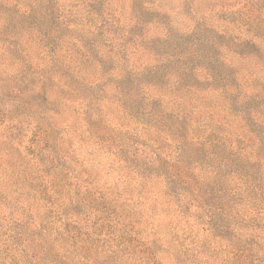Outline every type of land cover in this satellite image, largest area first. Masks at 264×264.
Masks as SVG:
<instances>
[{
	"label": "rangeland",
	"instance_id": "obj_1",
	"mask_svg": "<svg viewBox=\"0 0 264 264\" xmlns=\"http://www.w3.org/2000/svg\"><path fill=\"white\" fill-rule=\"evenodd\" d=\"M0 264H264V0H0Z\"/></svg>",
	"mask_w": 264,
	"mask_h": 264
},
{
	"label": "trees",
	"instance_id": "obj_2",
	"mask_svg": "<svg viewBox=\"0 0 264 264\" xmlns=\"http://www.w3.org/2000/svg\"><path fill=\"white\" fill-rule=\"evenodd\" d=\"M253 8V6L251 5V3H249L248 2V4L246 5V6H244L243 8H241V10L240 11H238V13H239V16H240V21H236V22H234V24L235 25H237L240 29L242 28L243 29V27L244 26H248L249 25V23L254 19V17H253V14H252V10L250 9V6ZM29 9H27V10H24L23 12H21L20 14H19V18H21V17H26V15H28V13H29V11H31L33 8H31V7H28ZM42 15L44 16V18L45 17H47L48 15H49V13H42ZM207 20H208V18H206L205 19V22H207ZM210 25V24H209ZM210 27L211 28H214L213 26H211L210 25ZM169 28H171V27H166L165 29L167 30V31H169ZM215 29V28H214ZM31 31L32 32H37L36 31V27H35V25H33V27L30 29V33H29V31H28V33L26 32L25 33V35L23 36V38H27V39H29V38H31V39H35V40H38V42H39V44H41V47H43L44 49L45 48H49V46H50V44H51V41H50V39H51V36L52 35H50L47 31H45V32H39V33H37V34H32L31 35ZM215 32H217L216 34H212L211 35V37H208V39H207V41L209 42V43H211L214 47H219V48H221L222 49V51H232V52H235V53H237V54H242V52H239V51H236V49H238V47L242 44V45H244V46H249V44L251 45V46H255L256 44L254 43V41H253V39H249V41H246V40H244L242 37L241 38H235L234 39V41H233V44L232 45H234L235 47H233V49H232V47L231 46H229V45H227V44H223V43H221L220 41H219V37H221V36H223V37H225L224 35H227L228 36V33L227 32H229L228 30L227 31H221V32H218V31H215ZM58 45H57V42H54L53 44H52V46H51V50L53 51V57L51 58V60H56V59H59V51L57 50V47ZM56 49V50H55ZM253 55H255L254 53L252 54V56ZM256 56H257V54H256ZM245 58L247 57V56H244ZM259 60H260V57L259 56H257V60L255 61V66L257 65V63H259ZM180 81H181V79H180ZM180 81H177V82H179L180 83ZM178 83V84H179ZM176 87V86H175ZM248 87H249V85H247L246 84V82L245 83H243V84H240L239 86H236V88H235V90L236 89H238V88H240V90H239V94L238 95H242L244 98H246V97H254V96H256V95H259V93H260V91H261V89H256V90H258V91H256V92H254V91H252L253 92V96H250V95H248V93H245V95H243L241 92H242V90H244V89H248ZM230 88V87H229ZM234 89L232 88V90H230V91H233ZM229 91V90H228ZM178 101H180L181 100V98L178 96V98H176Z\"/></svg>",
	"mask_w": 264,
	"mask_h": 264
}]
</instances>
